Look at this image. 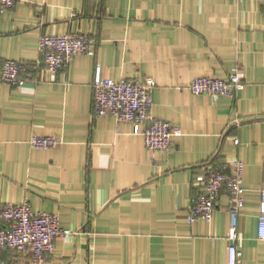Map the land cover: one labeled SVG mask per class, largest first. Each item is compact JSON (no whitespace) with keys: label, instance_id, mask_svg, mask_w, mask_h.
I'll return each instance as SVG.
<instances>
[{"label":"crops","instance_id":"1","mask_svg":"<svg viewBox=\"0 0 264 264\" xmlns=\"http://www.w3.org/2000/svg\"><path fill=\"white\" fill-rule=\"evenodd\" d=\"M96 38L95 54L74 56L55 81L42 65L43 35ZM33 63L20 88L0 80V208L29 201L63 228L51 259L2 251L11 264H229V199L212 221L187 220L196 176L215 156L244 161L245 203L238 264H264L258 237L264 190V0H19L0 13V69ZM246 86L235 97L194 95L197 77ZM102 78H153V116L178 125L171 150L154 152L132 123L95 116ZM54 135V149L31 136ZM240 139L235 145L234 140Z\"/></svg>","mask_w":264,"mask_h":264},{"label":"built area","instance_id":"2","mask_svg":"<svg viewBox=\"0 0 264 264\" xmlns=\"http://www.w3.org/2000/svg\"><path fill=\"white\" fill-rule=\"evenodd\" d=\"M18 1L0 0V13L14 9ZM96 45V38L81 33L43 35L39 51L49 80L55 81L59 72L67 67L74 56L94 55ZM35 67L33 63L8 59L1 66L0 80L11 87H23L32 80L31 73ZM245 86L244 71L235 67L224 79L211 76L195 78L190 84V90L194 95L235 97ZM155 87L153 78L119 81L99 79L95 83L93 113L98 117H114L119 123H132L135 134L144 136L149 150L169 151L183 135V131L178 125L153 116ZM234 143L239 145L240 139L236 138ZM30 144L38 149H54L60 146L61 140L54 135L34 133ZM244 173L245 164L239 157L221 160L215 156L205 163L202 172L196 176L200 191L192 197L187 215L191 224L199 220L212 221L217 202L223 194H227L232 219L228 236L231 240L229 264H238L242 256L238 241L241 238L239 218L245 203ZM77 233L74 229L63 228L59 215L34 211L29 201L7 203L0 208V252H28L34 262L45 263L53 256L58 238H69ZM258 237L264 241V190L261 194ZM0 264L11 263L0 257Z\"/></svg>","mask_w":264,"mask_h":264}]
</instances>
